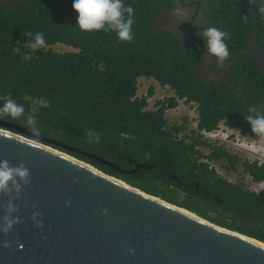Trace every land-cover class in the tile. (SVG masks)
Returning a JSON list of instances; mask_svg holds the SVG:
<instances>
[{
  "label": "trees",
  "instance_id": "1",
  "mask_svg": "<svg viewBox=\"0 0 264 264\" xmlns=\"http://www.w3.org/2000/svg\"><path fill=\"white\" fill-rule=\"evenodd\" d=\"M123 3L134 9L131 41L112 31H81L72 0H0V104H23L48 147L264 244V188H249L264 184V162L205 135L222 125L264 140L244 119L250 107L264 110V59L259 64L246 50L253 41L264 53V0L205 1L209 26L229 34L226 83L207 76L219 74L218 64L200 68L207 49L199 35L182 43L155 27L172 0ZM37 32L46 47L32 49ZM55 45L72 50L58 52ZM141 78L174 97L149 109L153 88L138 97ZM179 102L194 106V128L186 117H167ZM0 122L32 133L22 118ZM88 130L101 135L99 144L87 142Z\"/></svg>",
  "mask_w": 264,
  "mask_h": 264
},
{
  "label": "water",
  "instance_id": "2",
  "mask_svg": "<svg viewBox=\"0 0 264 264\" xmlns=\"http://www.w3.org/2000/svg\"><path fill=\"white\" fill-rule=\"evenodd\" d=\"M43 141L0 122V160L30 170L15 202L22 222L7 235L0 233V264H264L262 242L216 226ZM7 200L0 194V206ZM34 212L43 227L32 223ZM4 214L0 207V217Z\"/></svg>",
  "mask_w": 264,
  "mask_h": 264
},
{
  "label": "clouds",
  "instance_id": "3",
  "mask_svg": "<svg viewBox=\"0 0 264 264\" xmlns=\"http://www.w3.org/2000/svg\"><path fill=\"white\" fill-rule=\"evenodd\" d=\"M72 9L76 13V26L87 33L112 31L121 41L133 39L132 25L134 9L131 5L125 6L123 0H72ZM264 12V8L260 9ZM206 46L209 55L216 58L218 64L229 56L226 43L228 32L215 26H209L198 32ZM32 49L46 47L45 35L37 32L30 41ZM248 115L244 117L251 131L258 137L264 138V110L259 107H250ZM4 117L22 118L34 136L40 135L36 117L25 111L24 105L14 99L6 100L0 104V119ZM88 143L99 144L101 135L93 130L86 133ZM30 181V170L24 164L12 166L7 160H0V194L8 197L7 203L0 206L4 215L0 217V233L7 235L15 225L22 221L16 215L20 207L16 201L21 199L23 187ZM106 212L107 210H102ZM40 213L34 212L31 221L36 227H43ZM8 242H3V247H8Z\"/></svg>",
  "mask_w": 264,
  "mask_h": 264
},
{
  "label": "flooded vegetation",
  "instance_id": "4",
  "mask_svg": "<svg viewBox=\"0 0 264 264\" xmlns=\"http://www.w3.org/2000/svg\"><path fill=\"white\" fill-rule=\"evenodd\" d=\"M205 1L207 0H172L173 8L162 10V13L155 21V27L157 29L172 31L182 43H187L191 38L198 35L199 31H202L210 25L205 10V7L208 5L204 7ZM247 44L246 50H249V54L261 64L264 59L263 51H261L253 41ZM226 60H228V58ZM212 63L218 64L216 58L211 57L207 52L206 55H204L200 68L206 67L212 71L210 68ZM227 68V62H223L222 65L218 64L216 67V69L219 70V74L215 76L214 74L206 75L211 79L216 77L218 81L226 83L230 81L224 73ZM229 86L232 85L230 84ZM195 187L197 186L195 185Z\"/></svg>",
  "mask_w": 264,
  "mask_h": 264
},
{
  "label": "rangeland",
  "instance_id": "5",
  "mask_svg": "<svg viewBox=\"0 0 264 264\" xmlns=\"http://www.w3.org/2000/svg\"><path fill=\"white\" fill-rule=\"evenodd\" d=\"M52 48L58 52H67L72 50L70 47L64 45H55ZM150 88H153V96L148 100L149 109H152L154 107L156 101L174 97V93L171 89L167 87L162 88L153 80L145 78H141L138 80L136 95L138 97H143L146 95L148 89ZM166 115L171 121L186 117L189 121L190 127L194 128L196 125V114L194 112V106H192L191 104H184L182 102H179L178 107L176 109L167 111ZM207 138L212 141L224 144L231 150L237 151L240 154H244L250 160H258L259 162H264V140L260 138L241 135L236 131L224 128V126L222 125H220L217 132L213 133V135L207 136ZM228 179L234 180L230 177ZM247 182L248 178H246V183ZM249 188L252 191H259L264 188V184L254 185L249 183Z\"/></svg>",
  "mask_w": 264,
  "mask_h": 264
},
{
  "label": "built area",
  "instance_id": "6",
  "mask_svg": "<svg viewBox=\"0 0 264 264\" xmlns=\"http://www.w3.org/2000/svg\"><path fill=\"white\" fill-rule=\"evenodd\" d=\"M205 135H206V137H207V136L213 135V133H211V134H205Z\"/></svg>",
  "mask_w": 264,
  "mask_h": 264
}]
</instances>
